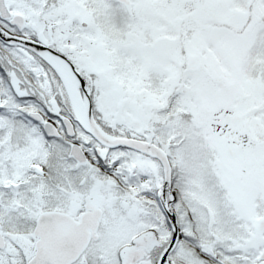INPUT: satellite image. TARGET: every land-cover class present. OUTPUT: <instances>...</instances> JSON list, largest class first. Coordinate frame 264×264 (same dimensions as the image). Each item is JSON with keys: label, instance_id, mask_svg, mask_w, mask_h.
Returning a JSON list of instances; mask_svg holds the SVG:
<instances>
[{"label": "snow or ice", "instance_id": "6c2138e0", "mask_svg": "<svg viewBox=\"0 0 264 264\" xmlns=\"http://www.w3.org/2000/svg\"><path fill=\"white\" fill-rule=\"evenodd\" d=\"M0 264H264V0H0Z\"/></svg>", "mask_w": 264, "mask_h": 264}]
</instances>
